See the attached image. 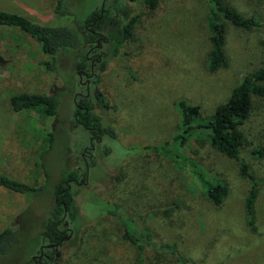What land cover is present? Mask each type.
I'll return each instance as SVG.
<instances>
[{
	"label": "rangeland",
	"instance_id": "obj_1",
	"mask_svg": "<svg viewBox=\"0 0 264 264\" xmlns=\"http://www.w3.org/2000/svg\"><path fill=\"white\" fill-rule=\"evenodd\" d=\"M55 1L0 0V9L39 24L78 26L87 13L103 4L110 17L101 31L128 22L131 26L132 36L117 56L107 58L104 44L90 52L91 58L101 55V59L93 65L86 98L118 139L104 134L103 146L116 142L141 148L171 140L179 131L178 101L198 105L206 117L228 99L247 71L264 66V0H223L243 15L255 13L262 25L245 30L228 23L227 65L216 70L210 69L207 56L211 0H160L155 12L141 0H69V16L60 21L52 15ZM76 56V52L61 54L57 70L49 73L42 65L49 57L34 38L16 27L0 25V174L46 187V195L26 196L0 186V231L11 224L18 228L20 238L8 255L0 257V264H132L136 252L121 239V226L111 217H97L101 205L85 186L141 216L140 231L173 244L179 256L196 264H264V185L259 186L253 232L244 221L249 180L240 174L235 160L201 143L195 133L186 145H173L225 183L227 194L220 207L207 201L187 168L167 156L138 154V150L128 156L121 151L116 163L115 157L102 158L101 149L96 150L99 155L89 168L87 184L82 189L73 186L74 213L64 218L62 226L65 233L71 228V234L46 245L41 254V245L47 244L42 229L53 202L52 186L68 170L85 171L81 153L89 145L90 134L75 114L76 102L87 92V77L80 78L74 71ZM21 92L58 95L57 114L13 111L10 96ZM240 128L250 142L241 154L261 179L264 159H253L248 150L264 141V98H256ZM49 132L53 133L51 146ZM153 263L150 256L147 264Z\"/></svg>",
	"mask_w": 264,
	"mask_h": 264
},
{
	"label": "trees",
	"instance_id": "obj_2",
	"mask_svg": "<svg viewBox=\"0 0 264 264\" xmlns=\"http://www.w3.org/2000/svg\"><path fill=\"white\" fill-rule=\"evenodd\" d=\"M69 0H56L52 7V15L56 21L61 17H68ZM136 1V0H128ZM212 7L209 8L208 26L210 29V47L207 53L210 69L216 70L227 65V56L225 52L227 24L245 30L261 27V18L255 13L243 15L237 9L223 0H211ZM142 5L149 11L158 10L160 0H141ZM109 8L103 5L93 9L80 20L78 26L69 24H39L30 18L15 12L0 9V25L16 27L28 36L34 38L40 45L42 52L48 55L49 59L42 62L47 72L54 73L58 68V60L61 54L77 53L73 64L74 71L90 73V63L87 60L86 53L78 54L82 50L87 51L96 47L98 44L107 47L109 57H115L119 54L128 38L132 36L130 23H123L119 26L109 27L101 31V25L109 24ZM100 31L104 34V39L98 41ZM103 61L102 63H104ZM256 98H264V66L247 71L234 86L228 99L218 104L213 112L204 117L201 115L198 105L190 104L185 100L177 102L180 111V123L178 132L175 136L161 144L142 146L141 148H130L114 144L106 145L101 148L102 157H115L116 152L132 153L138 150L139 153L145 152L151 155L167 156L172 162L187 168L197 180L202 193L207 201L213 206L220 207L227 194V187L220 179L208 175V173L191 157L180 154L176 145H186L190 137L195 133L199 135L203 144H208L219 154L233 159L237 162L240 174L249 180V190L244 199V221L250 231H256V199L259 186L264 185V177L257 178L251 170L250 163L242 156L241 152L244 146L250 142L247 141L240 125L245 122L254 109ZM10 105L13 111L34 110L47 116H55L61 104L58 95L45 92H21L10 96ZM82 108L76 106V112L79 113L77 120L84 126L91 127L93 130H99L101 134H106L110 139L117 140V135L113 128L107 124H102L101 119L94 113L93 104L88 98H82L78 102ZM53 133L48 134V144L52 145ZM114 146L116 150H114ZM116 151V152H114ZM249 155L255 160L264 159V141L253 145L249 150ZM126 153L123 155L125 156ZM126 155V156H127ZM129 156V155H128ZM78 180L76 170H68L52 186L53 202L43 218L42 237L46 243L55 245L62 240V223L68 214L74 213L73 206V186L82 189L85 186L71 183L68 189V181ZM0 186L12 192L28 196L46 195L44 185L34 186L0 174ZM81 187V188H80ZM87 187L96 195L95 201L101 206V212L97 217H111L121 226V239L132 247L136 252L132 264H147L149 257L155 259L153 264H196L191 258L181 257L177 254L175 246L167 242H161L153 239L150 233L140 231L139 219L134 213L128 211L120 203L103 199L93 187ZM98 194V196H97ZM64 211L66 215L63 217ZM93 217V218H97ZM92 219V218H90ZM88 219V221L90 220ZM19 230L9 224L0 231V257L8 255L19 243ZM47 254V253H46ZM116 259L121 261L119 253ZM40 264H46L44 262Z\"/></svg>",
	"mask_w": 264,
	"mask_h": 264
},
{
	"label": "flooded vegetation",
	"instance_id": "obj_3",
	"mask_svg": "<svg viewBox=\"0 0 264 264\" xmlns=\"http://www.w3.org/2000/svg\"><path fill=\"white\" fill-rule=\"evenodd\" d=\"M119 25H121V24H116V26H119ZM96 33L98 34V41H101V39H104V34L102 33V32H100V31H96ZM106 42V41H105ZM104 42V43H105ZM103 43V44H104ZM100 46V44H98L96 47H93V48H90V49H88L87 50V53H86V57H87V60L89 61V63H90V65H91V67H90V73H82L81 71H77V74H78V76L80 77V78H82L83 76H86L87 77V79H86V82H85V85H86V89H87V92H86V94L84 95L85 97L84 98H86L87 97V95H88V93H89V88H90V84H91V78H90V76L92 75V69H93V65L95 64V63H98L99 61H100V59H101V55H97V57H95V58H91V56H90V54H92V53H90V52H92V51H94V50H99L98 49V47ZM93 55V54H92ZM80 101V100H79ZM79 101H77L76 102V106L78 107V108H82V106L78 103ZM79 115V113L78 112H76V114H75V120L81 125V126H83L85 129H87L88 131H89V145L87 146H84L83 147V152L81 153V157H82V159H83V161H84V164H85V171L84 172H82V173H78L79 172V169H77L76 170V176H78V180H76V179H74L73 178V180L72 181H68V184H69V186H68V189L69 188H71V183H77V184H81L82 182L84 183V185H86L87 184V178H88V171H89V168L91 167V166H93L94 164H95V161H96V159H97V156L99 155H97L96 153H95V151L97 150V153H98V151L103 147V141H102V137H103V134H101L100 133V131L97 129H95V130H93L91 127H87V126H84L80 121H78L77 120V116ZM118 140V139H117ZM94 143H96L97 144V146L95 147V148H93V145H94ZM102 145V146H101ZM128 155H131V154H128ZM100 156L102 157V154H101V152H100ZM126 157V156H125ZM124 157V158H125ZM103 158V157H102ZM119 157H118V153L116 152V163H119ZM105 199H107V198H105ZM109 200V199H108ZM66 215V211H64V214H63V217ZM63 224L64 223H62V226H63ZM70 231H69V233H68V235L67 236H69L70 234H71V232H72V229L70 228L69 229ZM62 233H65L64 232V228H62V231H61ZM65 234H63V237H62V240L64 239V238H66L67 237ZM46 245H48V243L47 244H43V245H41V247H42V250H41V254H43V248L46 246ZM44 256H45V253H44ZM39 264V263H38Z\"/></svg>",
	"mask_w": 264,
	"mask_h": 264
},
{
	"label": "water",
	"instance_id": "obj_4",
	"mask_svg": "<svg viewBox=\"0 0 264 264\" xmlns=\"http://www.w3.org/2000/svg\"><path fill=\"white\" fill-rule=\"evenodd\" d=\"M49 245H51V244H49Z\"/></svg>",
	"mask_w": 264,
	"mask_h": 264
}]
</instances>
